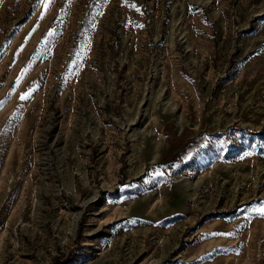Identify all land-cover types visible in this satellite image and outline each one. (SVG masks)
<instances>
[{
    "label": "rangeland",
    "instance_id": "obj_1",
    "mask_svg": "<svg viewBox=\"0 0 264 264\" xmlns=\"http://www.w3.org/2000/svg\"><path fill=\"white\" fill-rule=\"evenodd\" d=\"M44 12L0 0V264H264V0Z\"/></svg>",
    "mask_w": 264,
    "mask_h": 264
},
{
    "label": "snow or ice",
    "instance_id": "obj_2",
    "mask_svg": "<svg viewBox=\"0 0 264 264\" xmlns=\"http://www.w3.org/2000/svg\"><path fill=\"white\" fill-rule=\"evenodd\" d=\"M53 3H54V0H37V6L42 5L43 8L45 9V12H44V13H41V17H40L41 19L44 18V15L46 14L47 10H49L50 6H51ZM133 6H134V5H133ZM137 10H139V9H137ZM23 72L26 74L27 69L23 70ZM22 79H23V75H22L21 77L18 78V81L16 82L17 85L19 84L20 80H22ZM30 94H31V93H25V94H22L19 98H20L21 100H26V99H28V97H29ZM0 103H3V102L0 101ZM258 211H259L262 215H264V208H261V209H259Z\"/></svg>",
    "mask_w": 264,
    "mask_h": 264
}]
</instances>
